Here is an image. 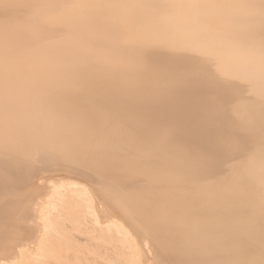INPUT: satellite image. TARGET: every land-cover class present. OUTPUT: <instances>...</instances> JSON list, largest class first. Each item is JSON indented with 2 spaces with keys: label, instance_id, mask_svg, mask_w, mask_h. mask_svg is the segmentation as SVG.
I'll return each mask as SVG.
<instances>
[{
  "label": "bare ground",
  "instance_id": "1",
  "mask_svg": "<svg viewBox=\"0 0 264 264\" xmlns=\"http://www.w3.org/2000/svg\"><path fill=\"white\" fill-rule=\"evenodd\" d=\"M166 2L0 0V50L10 45L17 61L9 130L15 150L0 152V264L259 258L264 29L245 7L259 0H211L233 6L176 13L180 19L163 8L128 6ZM71 4L107 6L58 7ZM147 34L190 50L154 51L141 72L130 41ZM192 71L195 78H178ZM84 74L147 94L83 93L73 85ZM53 98H69L80 111ZM3 134L0 117V139ZM97 142L115 161L135 152L142 163L117 174L85 162L86 147ZM206 152L213 154L211 167L187 165ZM158 214L170 222L145 229Z\"/></svg>",
  "mask_w": 264,
  "mask_h": 264
},
{
  "label": "snow or ice",
  "instance_id": "2",
  "mask_svg": "<svg viewBox=\"0 0 264 264\" xmlns=\"http://www.w3.org/2000/svg\"><path fill=\"white\" fill-rule=\"evenodd\" d=\"M107 5L103 4H71V5H60V8H70V9H82V8H102ZM129 7L137 8H163L168 10L173 14L174 18L180 19L176 16V13H192L199 12L200 10L206 9H222L232 7L233 5L214 3L211 0H169L166 3L159 4H134L128 5ZM3 7L7 8L9 5L4 4ZM245 7L254 10V12L259 16L262 29H264V0H259L258 3H252L245 5ZM130 43L137 49L140 61L137 66L138 70L141 72L148 71L150 68L149 58L154 51H162L170 55L180 54L182 52L190 50L187 46L176 43L171 38L160 35V34H147L143 36L136 37L130 41ZM260 59L262 64V69H264V40L261 42V53ZM16 53L12 47L5 44L4 48L0 50V117H2L4 134L2 139H0V152L5 154L11 153L15 150V142L10 135L11 126V112L13 108V83L14 76L16 72ZM161 75H165L163 70H156ZM180 79H193L196 76L194 71L185 72L177 74ZM221 78L227 77L223 72L219 73ZM262 84H264V70L261 74ZM237 83L242 86L254 88V82L247 79L237 78ZM73 87L83 93L91 94L97 91L113 92V91H123L126 95L136 97L140 95H146V92L137 91L135 89H123L118 84H111L102 81L99 78L90 76L88 74L82 75L73 85ZM52 103L58 105L59 107L79 112V106L69 98H53ZM104 119L111 120V114L106 112H101ZM156 145H154L155 147ZM225 147L238 149V145L231 144L230 142L225 143ZM109 148L103 142H97L90 148L86 147L84 153L85 162H93L100 166H111L119 174L122 170L131 169L133 167H138L142 163L135 154V152L129 153L126 157L119 161L113 160L109 155ZM62 155L64 153H61ZM254 161V157H248L243 163L250 166ZM187 165L193 169H207L211 167L213 163V154L211 152L201 153L194 157H191L187 162ZM261 191L264 195V157L261 158ZM238 194V193H234ZM159 222H170L169 218L164 214H158L152 221L146 222L144 224L145 229L151 230L154 223ZM181 248L184 247L183 240L178 241ZM234 251H230L226 255L231 256ZM162 264H168L167 261L162 262ZM179 264H264V239H262L261 250L259 258L255 255H248L245 258H202L193 254L191 259L182 260Z\"/></svg>",
  "mask_w": 264,
  "mask_h": 264
},
{
  "label": "rangeland",
  "instance_id": "3",
  "mask_svg": "<svg viewBox=\"0 0 264 264\" xmlns=\"http://www.w3.org/2000/svg\"><path fill=\"white\" fill-rule=\"evenodd\" d=\"M162 264V263H161Z\"/></svg>",
  "mask_w": 264,
  "mask_h": 264
}]
</instances>
